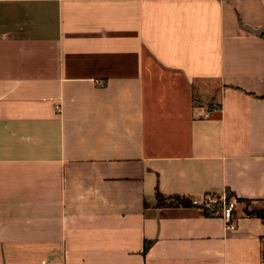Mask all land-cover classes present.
<instances>
[{
    "label": "crops",
    "instance_id": "1",
    "mask_svg": "<svg viewBox=\"0 0 264 264\" xmlns=\"http://www.w3.org/2000/svg\"><path fill=\"white\" fill-rule=\"evenodd\" d=\"M264 0H0V264H264ZM235 197L231 200L234 202Z\"/></svg>",
    "mask_w": 264,
    "mask_h": 264
},
{
    "label": "trees",
    "instance_id": "2",
    "mask_svg": "<svg viewBox=\"0 0 264 264\" xmlns=\"http://www.w3.org/2000/svg\"><path fill=\"white\" fill-rule=\"evenodd\" d=\"M264 98V95L262 96ZM232 197H235L234 202L231 200ZM156 206L163 207V206H194L196 203L194 202L193 198L180 195V194H173V195H165L162 193L159 188L156 189ZM226 200L232 201L233 204L235 202L243 203L244 204V212L246 214L255 215L264 221V208L263 207H257L252 206V201L250 199L238 197L235 193L232 191H228L226 194ZM200 207L204 210L206 214H211L216 212L217 210L222 211L223 208V200L222 198H218L216 203L206 204V205H200ZM236 209L233 207L232 211V221L235 222L236 220Z\"/></svg>",
    "mask_w": 264,
    "mask_h": 264
},
{
    "label": "built area",
    "instance_id": "3",
    "mask_svg": "<svg viewBox=\"0 0 264 264\" xmlns=\"http://www.w3.org/2000/svg\"><path fill=\"white\" fill-rule=\"evenodd\" d=\"M195 203H206V204H211V203H216L217 199H214L213 197H208L205 196L200 200H194ZM234 204L232 201H227L226 198H223V217L226 219L227 223L229 226L234 225V222L232 221V211H233Z\"/></svg>",
    "mask_w": 264,
    "mask_h": 264
},
{
    "label": "water",
    "instance_id": "4",
    "mask_svg": "<svg viewBox=\"0 0 264 264\" xmlns=\"http://www.w3.org/2000/svg\"><path fill=\"white\" fill-rule=\"evenodd\" d=\"M245 29L254 32L256 34H263L264 33V26H258V27H252L251 25L248 24H243L242 25Z\"/></svg>",
    "mask_w": 264,
    "mask_h": 264
},
{
    "label": "rangeland",
    "instance_id": "5",
    "mask_svg": "<svg viewBox=\"0 0 264 264\" xmlns=\"http://www.w3.org/2000/svg\"><path fill=\"white\" fill-rule=\"evenodd\" d=\"M222 200H223V199H222ZM199 204H200V205H206V203H202V204H201V203H199Z\"/></svg>",
    "mask_w": 264,
    "mask_h": 264
}]
</instances>
